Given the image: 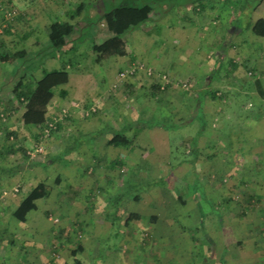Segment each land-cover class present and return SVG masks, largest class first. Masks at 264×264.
Returning a JSON list of instances; mask_svg holds the SVG:
<instances>
[{"label": "rangeland", "instance_id": "374dc122", "mask_svg": "<svg viewBox=\"0 0 264 264\" xmlns=\"http://www.w3.org/2000/svg\"><path fill=\"white\" fill-rule=\"evenodd\" d=\"M80 1L82 0H0V38L4 40L1 49L11 51L23 49L26 51L24 59L29 61L27 65L40 64L30 76L23 66L24 59H18L14 66L0 63V96L5 98L10 95L11 87L17 79L31 81L39 77L41 67L47 70L58 68L62 60L73 57V51H70L69 46L70 39L76 34L69 38L67 47L50 54L46 47L44 28L54 16L65 19L66 10L75 7ZM85 1L90 3V0ZM185 1L159 0L146 22L131 28L123 35L129 48L135 51L133 54L144 58L146 50L165 46L169 57L174 55V61H179L178 59H181L182 63L194 61V54L191 53L194 45L189 37V26L178 25L179 10L183 8L182 3ZM257 1L213 0L214 3L217 2L216 5L228 3L230 15L225 14L224 23L223 19L211 20L216 21L218 25L210 21L212 39H216L214 35L218 34L219 29L226 28L224 27L226 23L229 29L241 30L244 34L247 31L251 32L247 23L253 22L252 18L257 16L250 11ZM116 3L118 0L110 4L114 6ZM110 4H106V7L109 8ZM99 8L101 3L96 2L92 7L93 13L86 14L85 18L90 15L88 20H94L92 16H96ZM258 8V14L264 16V4ZM6 22L9 23V30L12 33L2 32ZM81 22L80 28L85 26ZM96 27L101 34L106 31L100 23L92 26V29ZM166 28L172 33L166 35L163 31ZM27 32L31 35L21 40L20 36ZM90 35L89 29L88 32H83L79 41L72 42L75 46L81 45L84 54L81 56L83 60L81 64L74 60V65L68 69L72 80L69 85L63 86L68 91L76 79L75 74L86 72L92 77L99 75L100 70L96 69L88 54L90 49L87 41L94 39ZM201 48L202 50L205 48L204 51L208 50L204 45H201ZM230 51V57L239 65L238 71L235 69L231 71L232 75L241 80H252L255 75L252 71V74L250 73V66H242L241 56L236 49ZM204 56L208 60L209 57ZM50 59L54 60L53 63ZM133 64H143L152 74L147 75L146 69H137L131 74L129 66L120 69L114 75L113 84L109 86L113 95L110 101L108 99L85 102L82 99L68 97L62 99L57 96L55 90L56 95L48 110L47 119L58 122L60 128L51 130L47 137L40 138L39 142L34 136L36 129L21 124L22 108H19L8 121L0 119V151L2 150L0 166L13 169L19 167L12 173H0V180H3L0 183V264H225L221 258L218 260V257L215 258L213 255L200 256L198 248L201 245L196 249L190 246V239L193 242L197 236L204 239L202 230L195 231L193 228L190 231L188 228L192 221L195 223L192 219L196 217L195 210H191L193 202L196 205L199 203L195 201L197 199L193 194L202 193L196 189L193 181L189 182L188 170L191 161L196 157V153H189L191 145L189 140L198 135L201 119L183 122L189 119L191 113L188 114L184 108L187 95L197 91L198 87L194 86L187 71H183L184 74L174 71L173 74L170 69H155L139 58ZM163 74L165 79L162 77ZM90 75L88 77H91ZM132 80L137 87L135 96L126 94L124 86L125 82ZM152 84L159 85L160 90L153 89ZM215 86L217 89L211 88L217 92L218 98L215 99L224 98L219 89L222 86ZM249 100L257 102L252 92L242 93L234 103L235 109L238 107L236 109L238 116L240 114L244 116L249 112L240 106ZM217 103L221 102L215 101L214 105ZM137 119L145 120L146 127L144 126L134 136L129 147L105 148L103 144L93 145L89 141L93 129L99 126L101 129L105 128L103 121L107 124L105 133L99 134L96 140L107 139L111 135L110 127L119 128L126 122ZM9 123L14 127L15 136L10 135L6 138V133L13 130L9 128ZM215 125L219 124L216 122ZM132 130L133 128L129 129V132ZM71 134L75 135L74 141ZM39 143L43 148L42 153L35 156L23 155L20 147L27 153V150ZM67 144L75 146L76 149L64 155V160L58 158L53 160L52 157L59 155ZM114 157H121L122 165L111 167L107 162L102 163L103 159ZM98 159L101 160L99 163L96 162ZM180 161L184 165V171L182 169L180 174L184 176L185 183L179 182ZM129 171H135V174L132 175ZM156 176H163L162 183L166 186L159 183V186L147 188L146 182H150ZM56 177L59 178L58 182ZM132 180L140 184H134ZM39 181L46 182L49 193L45 198L38 200L36 210L28 213L26 223L19 224L11 217V209ZM259 186L262 188L256 190L257 199L253 198L251 205L245 203L246 208L250 207L248 212L242 210L244 202H241V192L232 195L233 191H229L230 201L223 217L229 227L226 236L233 235L231 242H228L230 244L228 252L233 261L228 264H242L238 259L235 239L242 237L248 224H252L251 227L254 228L250 241L254 240L255 244L258 240L264 241L263 235L260 234V231L264 230V182L262 181ZM69 188H74L78 194L74 196ZM64 192L67 194L62 195ZM133 192L140 194V201L126 200ZM120 193H123V197L119 199L107 197ZM177 193L182 194L183 203L177 199ZM199 198L202 200L201 195ZM211 209L213 218L217 219L219 217L217 208L212 205ZM129 213L138 214L139 217L125 225L124 221ZM33 226L38 227L33 229ZM208 234L211 238L216 231L212 228ZM8 239H12L15 245L9 244ZM78 245L83 249L77 255H73L72 251ZM260 245L261 249H264L262 248L264 244ZM75 259L78 263L74 261ZM252 262L254 260L249 259L243 264Z\"/></svg>", "mask_w": 264, "mask_h": 264}, {"label": "crops", "instance_id": "0c3cea01", "mask_svg": "<svg viewBox=\"0 0 264 264\" xmlns=\"http://www.w3.org/2000/svg\"><path fill=\"white\" fill-rule=\"evenodd\" d=\"M234 1L237 2L238 0ZM189 2L190 3L183 5V8H180L179 10L178 25H180V27H184V24L189 26V37H191L194 45L191 49V53L194 54V61L192 63H182L180 61L181 59H178L179 61H174V55L173 57H169L170 54L167 52L165 46H159L161 47L159 49L155 48L153 50H146L147 52L144 58L137 54H133L135 51L131 48L130 51L132 55L130 57L113 56L114 58L110 57L96 63L93 61V53L91 51V44L89 40L87 41L90 49V53L88 54L96 69L100 70L99 75L92 77L90 74H86V72L75 74L76 79H74L71 90L68 91L64 88L68 92L67 96L64 98L82 99L85 100V102H90L91 100H112L113 95L110 93L111 88L109 86L113 84L115 73L122 68H127L128 66L131 67L134 61L137 62L138 58L155 69H170L173 74H175L174 71H180L182 74H184L183 71L188 72V76L192 78L193 83L195 84L194 86L198 88L197 91L193 90L195 91L194 93L187 95V101L184 108L188 111V114L190 112L191 113L189 115V119H187L188 121L183 120L184 123L197 118L198 112H196L194 107L197 105V97L201 89L200 86L208 84L210 88L214 87L213 89H217V86L215 85L222 86L219 89L221 90L224 98L221 97L219 100H216L215 98L206 96L201 101L200 113L202 114L206 125L203 131L196 137V143L194 145L196 157L193 159V162H191V167L188 168V170L189 182L197 181L199 184V188L197 190H202L203 195L200 192V194H193L197 199L195 201L199 203L196 202V205L193 202L194 206L191 210H195L197 218H192L195 220V223L192 221L188 225V228L190 231L193 228L195 231H203L202 235L204 239H201V236H197L196 239H194L195 242L190 239L191 248L195 247L194 249H196L197 246L201 245V247L198 248L200 256H202L201 254L213 255L215 258L218 257V260L221 258L225 264H228L233 261L231 260L230 253L228 252L230 246L228 242H231L230 240H232L233 235L229 234V236H226V232L227 230L229 231V227L224 222L223 217L227 211V206L230 201L231 193H229V191H233L232 195H234L235 192H241V202H244L245 204L246 196L253 195L257 198L258 195L256 190L259 188L261 189L262 187H260L259 184H261L262 181L264 182V84L262 85V82L264 81V78H262L264 77V37L254 35L248 31L244 34L241 30L229 29V26L226 23V25L224 24V27L226 28L219 29V35H214L216 39L213 40L211 37L212 33L209 28L210 21L214 19L216 21H221V19H223L224 23L225 14L227 13L228 16L230 15L228 10L229 4L226 3L225 5L219 3V5H216L217 2L214 3L213 0H203L201 5H198L195 1L191 2V0H189ZM254 4L250 11L255 13L257 16L256 18H252L251 21H255L259 18L264 19L262 14H258V7L264 4V0H258L257 2H254ZM93 9L90 11V14L91 12L93 13ZM101 10L102 9L99 8L97 14ZM93 17L94 16H92V18ZM216 21H211V23L215 22L216 25H218ZM94 25L95 24H91L90 26V36L92 38L94 37L95 41L99 42L107 37L108 32L106 30L101 34L97 27L94 30L92 29V26ZM100 25H102V23H100ZM86 28H88V26L85 25L84 27L75 30L73 35L76 34V36H74L73 39L70 37L71 45L69 46V49L71 52L73 51V57L62 60L66 63L67 70L70 66L74 65V60L75 62L77 61V63L81 64V56L84 54V51L81 50L82 46H75L72 42L74 40L79 41L83 32L85 33V31H88ZM163 31H165L166 35H168V33H172L168 28ZM67 44L65 47H67ZM201 45H204L208 50L204 51L205 48L202 50ZM234 49H236L238 55L241 56L242 66H250L252 69V72L255 75L252 80H241L232 75L231 71H234V69L238 71L237 68L239 67V65H237L230 57V50L233 51ZM204 55L209 57L208 60ZM50 61L53 63L54 60L50 59ZM230 62L234 64V66L230 65ZM88 75L91 77H88ZM71 80L72 77L69 75L68 85ZM261 80L263 81L261 82ZM125 83L133 86L130 93H128L129 89H126V94L128 93L129 95L135 96V92L137 90L135 82L132 80ZM234 87H236L235 90ZM104 89L109 90V92H105ZM246 92H252L255 95L257 102L254 103L252 100H249L241 103L240 106L246 111L249 110V112L244 116L241 114L238 116V114H236V112H238L236 111L238 107L235 109L234 103L242 93L245 94ZM105 93H107V95ZM9 97H11V95H7L5 98L0 96V100H4ZM215 101H219L221 103H217L216 107V105H214ZM48 110L46 113V119L48 116ZM18 111L19 110L11 111L9 119ZM21 113L22 109L20 115ZM9 119H7V121ZM236 120H238V122H236ZM202 121L203 120H201V122ZM215 121L219 125L216 126ZM105 123L103 121V124ZM8 126L10 129L12 128L14 130L12 123H9ZM97 129H101V126L93 130ZM192 139L190 138L189 140V142H191V145H189L190 149L193 146ZM94 144L102 145L103 138L97 140L95 139L93 145ZM182 165V163H179L178 176L179 182L185 183L186 181L184 180V176L180 174L182 169L184 171V165L183 167ZM2 181L3 180H0V183H2ZM245 190L248 191L246 192ZM199 195H201L202 200L199 198ZM21 199H19V201ZM209 199L211 202H209ZM19 201L14 205L11 211L17 206ZM37 202L38 200L36 201V205ZM244 204L242 207L243 212L250 211V207L248 206L246 208V204ZM212 205L214 208H217V213L219 215L217 219L213 218L211 213ZM207 217L210 218V220ZM248 225L245 227V232L242 234V237L237 240L235 239V244H237L238 248V259L242 261V264L244 262H248L249 259L254 260L252 264H264V255H262L264 249H261L260 245L261 243L264 244V241L258 240L256 242L257 244H255L254 240L250 241L254 234V228L251 227L252 224ZM38 226H33V229H37ZM212 228L216 231V234L210 238L208 233ZM260 232L259 233L262 234V231ZM249 243H251V245H249ZM245 255L247 257H245Z\"/></svg>", "mask_w": 264, "mask_h": 264}, {"label": "trees", "instance_id": "16d2710c", "mask_svg": "<svg viewBox=\"0 0 264 264\" xmlns=\"http://www.w3.org/2000/svg\"><path fill=\"white\" fill-rule=\"evenodd\" d=\"M112 1L114 0H90V3H87V1L82 0L78 2V4L75 7L66 10L65 19H62L57 16L50 18L49 23L44 28L45 30L44 34L47 42L46 47L48 50H50L49 53L52 54L55 51H61L68 43L69 38L73 35L74 31L80 29L79 22L82 21L81 23H84V25L88 26L87 29L88 31L89 29H91L90 27L91 24L96 25L100 22L108 32L107 37H105L103 40L99 42L95 41V39L90 40L91 51L93 53L94 62L99 63L102 60H106L113 56L130 57L132 54L128 46V43L123 38V35L131 28H134L146 22L150 18L149 15L153 10L154 5H156L159 2V0H118V3H116L114 6H111L110 3ZM194 1L197 2L198 5H201V2L203 0H194ZM194 1L191 0V2ZM96 2L101 3L102 10L95 17H93L94 20L91 19L90 21L88 20L90 18V15H88L87 18H85V15L88 13L90 14V12L88 11L92 9L93 5H95ZM187 3H190L189 0H186L182 4L185 5ZM106 4H110L111 7L109 6V8H107ZM77 17L79 19H76ZM2 21H5V19H2ZM247 24L248 27L250 28L251 33L257 36L264 37V19L259 18ZM5 26L6 27L2 29V32L6 34L12 33L9 30L10 28L9 23L6 22ZM30 35H31L30 32L23 33V35L20 36V39L25 40ZM3 46H4V40L0 38V63L5 66L15 65V62L18 59H24V57L26 56V51H24L23 49L13 50V51L3 50L1 49ZM26 60L27 59L23 60V66L27 74L31 76V74L40 67V64L38 66L37 65L31 66V64L27 65L29 61L27 62ZM60 64L61 65L58 68H53L49 70L41 67L40 68L41 74L39 75V77L31 81H25L23 80V78L17 79V81H15V83L11 87L10 90L11 97L6 98L4 100H0V119L7 120L11 116V111H16L19 108H22V113L20 115L21 123L25 127L28 128L31 127L36 129L37 132L35 134V138L39 142V139L43 134L44 128H47L48 126L46 121V113L49 107L52 105L53 97L57 94V96L64 98L68 94V92L63 88V86H65L69 81V73L68 70L66 69V63L62 61ZM230 65L234 66V64H232L231 62ZM249 69L251 73L252 69L251 68ZM124 86L126 89H129L128 93H130L133 86L128 83H124ZM151 86L153 89L160 90L159 85L152 84ZM200 88H201L200 93L197 97V105H195V107L193 106L196 112H198L197 118L203 120L200 123L199 133L203 131L206 125L202 117V114L200 113L201 101L206 96H210L211 98H217L216 90L211 89L208 84L205 86H200ZM55 90H57L56 94H55ZM145 124H146L145 120L137 119L136 121L133 122L129 121L128 123H125L123 126L119 128L110 127L109 130L111 131V135L107 139L103 140L104 147L105 148L107 146L129 147L133 141L134 136L138 132H140V130H142L144 126L146 127ZM54 125L55 126L53 128H49V132L53 129L60 128V124L58 122L55 123ZM106 127L107 124L105 123V128ZM105 128L92 130L93 135L90 136L89 141H91V143L93 144L95 139L99 137V134L105 133L104 130ZM131 128H133V130L130 133L129 129ZM10 135L15 136V130H11L7 132L6 138H8ZM196 137H193L192 139L193 146L190 149V153L193 152L196 153V150L194 149V145L196 143ZM71 138H73L74 141L75 135L71 134ZM33 148L34 146L32 147V149ZM20 149L22 150L23 155L27 154L22 147H20ZM75 149H76L75 146H71V144L70 145L67 144L64 147V149L61 151V153L56 157H52V159L53 160H56L57 158L63 159L64 155L70 153L71 151H74ZM0 153L2 154V150L0 151ZM99 161L101 160L98 159L96 162L99 163ZM104 162H107L108 166L111 167L120 166L123 163L121 157H114L113 159H106V160L103 159L102 163ZM191 162H193V160ZM179 163L182 162L180 161ZM15 168L19 169L18 166ZM14 169L0 166V173L2 174L6 172L12 173ZM129 173L133 175L135 174V171H129ZM163 179H164L163 176L160 177L156 176L150 182L145 180L147 181L146 186L147 188H149L153 186H159L160 184L162 185L164 184L162 183L164 181ZM127 180H129V178ZM58 181L59 178L56 177V182ZM132 182H134V180H132ZM136 183H138V181L134 182V184ZM193 183L196 185V189H198L199 184L197 183V181H194ZM164 186L166 185L164 184ZM69 190L70 191L72 190L71 193L74 196L75 194H78V191L75 190L74 188L73 189L69 188ZM67 192L62 193V195H66ZM48 193H49V188L46 182L39 181L26 193V195L19 201L17 206L11 211L10 214L11 217L14 218L19 224H25L27 221L28 213L37 209L36 201L45 198L48 195ZM107 197L108 198L115 197L119 199L120 197H123V193L122 194L120 193L119 195L116 196L109 195ZM176 197L180 202H183L182 194L177 193ZM253 198H255L253 195H248L245 198V202L251 205ZM126 200L138 202L141 200V196L138 192L136 193L133 192V195H131V197H126ZM45 214L48 213L45 212ZM138 217H139L138 214L129 213L124 221V224L126 225L130 220L137 219ZM153 219L155 218L153 217ZM262 235L264 238V230L262 231ZM1 239H3V237ZM8 243L11 245H15L12 239H8ZM82 249H83L82 246L78 245L76 249L72 251V254L77 255V253L81 252ZM75 262L78 263L77 260H75Z\"/></svg>", "mask_w": 264, "mask_h": 264}, {"label": "built area", "instance_id": "2783aa9c", "mask_svg": "<svg viewBox=\"0 0 264 264\" xmlns=\"http://www.w3.org/2000/svg\"><path fill=\"white\" fill-rule=\"evenodd\" d=\"M137 69H146L147 70V75H151L152 74L150 69L145 68V66L143 64H139V65L133 64L130 67L131 74H133ZM121 75H123V73H121ZM162 77L165 79V74H163ZM46 121H47L48 126H47V128H44V130H43V134L41 136L42 139L47 137V135L49 134V128H53L54 127V123L56 122L53 119H46ZM42 152H43V148H42V145L40 143L34 145V148L32 150H27V154L30 155V156H35L36 154H40Z\"/></svg>", "mask_w": 264, "mask_h": 264}]
</instances>
